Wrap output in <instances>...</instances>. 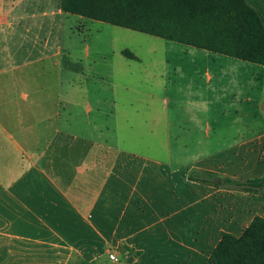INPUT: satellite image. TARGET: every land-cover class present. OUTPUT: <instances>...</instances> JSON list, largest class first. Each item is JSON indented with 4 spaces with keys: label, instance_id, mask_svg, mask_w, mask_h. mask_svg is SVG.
I'll return each mask as SVG.
<instances>
[{
    "label": "crops",
    "instance_id": "0c3cea01",
    "mask_svg": "<svg viewBox=\"0 0 264 264\" xmlns=\"http://www.w3.org/2000/svg\"><path fill=\"white\" fill-rule=\"evenodd\" d=\"M60 1L0 0V264H129L128 251L138 253V264H211L222 233L239 237L255 217L264 218V196L188 176H264V125L258 128L253 89L242 97L241 86L231 82L238 92L226 96L231 105L250 106L246 125L205 120L199 135L191 126L174 137L186 155L197 149L184 161L175 160L168 138L156 147L167 155L155 158L94 138L100 129L89 116L98 110L88 103L84 119L75 113L76 98L66 102L60 92L66 84L106 78L79 70L67 82L57 64L50 67L70 51L67 37L77 27ZM83 19L78 25L85 26ZM136 58L130 61L141 62ZM53 72L59 77L50 86ZM205 76L207 84L215 77ZM235 108L233 117L243 115ZM215 130L219 141L212 144Z\"/></svg>",
    "mask_w": 264,
    "mask_h": 264
},
{
    "label": "rangeland",
    "instance_id": "374dc122",
    "mask_svg": "<svg viewBox=\"0 0 264 264\" xmlns=\"http://www.w3.org/2000/svg\"><path fill=\"white\" fill-rule=\"evenodd\" d=\"M78 19L83 18L70 16L69 23L77 26L72 40L67 37L70 51L55 57L49 65L57 64L59 71L56 72L67 82L70 74L79 70L86 76L99 74L106 78L105 81L90 80L82 86L66 84L60 92L66 102L73 103L71 100L76 98L75 113L84 119L88 103L98 110L89 116L100 129L94 131V138L106 139L119 148L134 154L142 152L152 158L165 157L167 149L156 147L171 139L175 160L184 161L196 154L197 149L186 155L185 149L175 147L176 135L185 134L191 126L198 127L194 135H199V127L204 126L205 120L219 126H244L250 120L245 116L250 106L244 101L228 103L229 90L238 92L229 86L231 82L241 86L242 97L253 89L252 95L259 100L258 128L264 125L261 122L264 105L260 104L264 100V67L93 20L83 19L85 26L78 25ZM124 49L141 62L125 59L120 53ZM209 54L214 55V61L207 57ZM206 71L215 75L209 84L205 82ZM219 73L225 76H217ZM51 75L49 84L55 86L59 76L54 72ZM79 97L81 102L77 100ZM234 108L243 115L233 117L230 113ZM219 110L225 111V115L218 113ZM218 133L213 131L212 144L219 141ZM222 135L229 137L231 132ZM127 255L132 256L133 252Z\"/></svg>",
    "mask_w": 264,
    "mask_h": 264
},
{
    "label": "trees",
    "instance_id": "16d2710c",
    "mask_svg": "<svg viewBox=\"0 0 264 264\" xmlns=\"http://www.w3.org/2000/svg\"><path fill=\"white\" fill-rule=\"evenodd\" d=\"M60 7L65 14L264 67V0H61ZM121 54L137 60L129 50ZM188 179L264 196V176L242 180L202 171ZM137 256H127L128 263L138 264ZM210 262L264 264V218L255 217L239 237L222 233Z\"/></svg>",
    "mask_w": 264,
    "mask_h": 264
},
{
    "label": "built area",
    "instance_id": "2783aa9c",
    "mask_svg": "<svg viewBox=\"0 0 264 264\" xmlns=\"http://www.w3.org/2000/svg\"><path fill=\"white\" fill-rule=\"evenodd\" d=\"M108 258H109V260H111V261H113L115 263H117V261H118L117 257L113 253H110Z\"/></svg>",
    "mask_w": 264,
    "mask_h": 264
}]
</instances>
